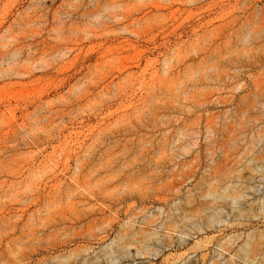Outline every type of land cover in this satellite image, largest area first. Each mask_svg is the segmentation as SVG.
Segmentation results:
<instances>
[{"label":"rangeland","instance_id":"374dc122","mask_svg":"<svg viewBox=\"0 0 264 264\" xmlns=\"http://www.w3.org/2000/svg\"><path fill=\"white\" fill-rule=\"evenodd\" d=\"M0 264H264V0H0Z\"/></svg>","mask_w":264,"mask_h":264}]
</instances>
